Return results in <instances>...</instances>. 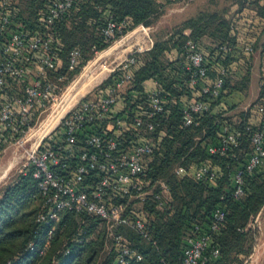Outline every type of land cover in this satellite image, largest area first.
<instances>
[{
    "label": "built area",
    "instance_id": "built-area-1",
    "mask_svg": "<svg viewBox=\"0 0 264 264\" xmlns=\"http://www.w3.org/2000/svg\"><path fill=\"white\" fill-rule=\"evenodd\" d=\"M79 1L46 0L30 27L22 21L21 9L14 0H0V143L24 138L56 101L68 75L57 74L63 64V41L53 27L70 17ZM127 28V20L110 17L99 31L103 40L109 42L123 35ZM183 49V79L195 92L181 106V112L184 125L192 126L227 92V79L234 74L231 61L219 66L218 74L211 77V52L223 60L233 59L237 46L223 42L204 49L188 36ZM253 52L252 43L244 47V62L250 60ZM81 57L79 48L69 52L68 74L77 71ZM138 63V55H131L112 69L111 81L96 97L71 106L30 154L28 165L33 169L42 198L36 222L49 226L43 248L31 242L30 250L44 254L62 214L70 212L79 221L74 239L82 242L89 235L87 218H93L105 225L106 234L112 239L114 264L143 259L141 250L124 230L151 240L145 206L165 210L172 199L166 180L148 178V164L157 145L153 135L169 113L170 103L164 83L157 76L150 89L134 90ZM129 93L135 97L131 104L126 101ZM250 113L251 120L241 128L220 122L219 137L206 146L210 156L229 155L238 161L234 149L245 137L250 141L252 152L230 174L235 199L245 196L246 177L264 167V94ZM218 170L207 159L190 169L178 167L175 173L213 184L219 177ZM227 214V208L219 204L213 210L208 231L195 225L194 232L185 237L178 264H206L210 250L214 257L219 255L218 248L210 249L212 233L221 229Z\"/></svg>",
    "mask_w": 264,
    "mask_h": 264
},
{
    "label": "trees",
    "instance_id": "trees-1",
    "mask_svg": "<svg viewBox=\"0 0 264 264\" xmlns=\"http://www.w3.org/2000/svg\"><path fill=\"white\" fill-rule=\"evenodd\" d=\"M164 8V0H80L72 15L53 27V31L63 41V64L57 69V74H67L69 79L79 70L88 59L83 57L84 46H92L98 51L112 42V40L105 42L99 31L106 23L104 14H110L115 19L127 20V29H129L140 24H149L151 20L165 13ZM69 19L74 20L77 26L69 27L67 24ZM89 22L93 23V27L88 25ZM216 23L220 24L218 31L214 30ZM184 27L193 29L191 37L196 41L198 36L211 29L214 34L216 32L221 34L222 40L219 44L232 42L225 34L227 24L221 13H201L186 21ZM186 39L184 37L180 42L176 41L178 56L171 62L176 66L174 70L167 71L163 59L166 50L171 49V38L156 41L144 57L138 55L134 90L143 91L144 80L155 75L163 81L170 103L169 113L165 115L161 128L153 135L157 145L148 164V178L166 180L171 186L172 199L165 210H158L152 205L145 206L149 216L151 240L142 239L138 234L123 229L137 239L136 241L132 239L134 244L146 243L145 249L139 247L143 259L132 261L130 264H178L185 246V237L194 232L195 225H200L208 231L213 210L219 204L227 208L228 214L221 229L212 233L210 249L218 248L220 253L214 257L210 250L206 264H223L237 245L249 241V232L245 231V226L264 205V167L246 177V192L242 199H235L232 195L230 179L232 169L238 162H244L252 152L247 137L238 148L234 149L238 161L233 160L229 155L210 156L206 149L209 143L219 137L222 122L241 128L251 120L250 111L245 119L238 123L233 121L232 115H223L227 110L216 112V106L227 95L225 92L213 102V109L206 113L197 125H184L181 106L190 101L194 95L192 92L194 90L191 91L183 79L184 58L181 53ZM73 48H79L82 57L77 71L68 74V54ZM216 56L213 52L209 56V74L211 71H216L215 75L210 74L213 78L218 74L219 66L229 65L232 61L230 57L223 60ZM229 80L230 77L227 79L226 90L230 87ZM262 87L264 88V82L261 84ZM134 98L129 93L126 101L131 104ZM8 135L9 133L6 132L5 136ZM7 144L8 141H3L0 147ZM207 159L211 160L212 166L219 168V177L213 184L198 182L189 174L180 177L175 173L178 167L190 169ZM41 202L37 180L33 177L31 167L3 191L0 198V264H98L102 259L105 237L100 236L95 240L91 237L94 234V226L100 222L88 217L89 235L79 242L73 235L79 227V221L77 216L70 212L62 214L50 239V246L44 254L41 255L38 250H30L31 242H34L37 248H43L48 239L49 226L36 222V214ZM240 248L246 249L243 246ZM114 262L115 254L102 264H114Z\"/></svg>",
    "mask_w": 264,
    "mask_h": 264
},
{
    "label": "rangeland",
    "instance_id": "rangeland-1",
    "mask_svg": "<svg viewBox=\"0 0 264 264\" xmlns=\"http://www.w3.org/2000/svg\"><path fill=\"white\" fill-rule=\"evenodd\" d=\"M15 4L21 9V18L27 25L33 27L37 21L38 10L46 0H14ZM164 14L159 18L151 20L149 24H140L136 27L127 29L123 35L115 38L102 50H95L92 46H84L83 57L88 58L79 70L62 84V90L57 93V99L53 105L48 107L38 119L35 126L24 138L13 141L0 147V198L7 186L13 184L20 175L26 173L30 154L36 149L42 138L50 131L55 129L58 121L64 113L73 105L78 104L82 99L96 97L100 89L104 88L112 75V69L121 65L131 55L144 57L148 49L155 45L158 40H168L171 38V30L176 22L197 14L209 12L224 13L231 11L236 5L241 8L246 0H164ZM111 17L104 14V21ZM77 21H75L76 23ZM69 27H76L74 20L67 21ZM90 27L93 23L89 22ZM88 33V32H87ZM88 35V34H87ZM88 37V36H87ZM153 43V44H152ZM65 57V56H64ZM167 71L174 70L175 65H171V49L163 54ZM169 73V72H167ZM264 88H260L256 96L251 98L249 106L246 108H232L234 111L227 115H234L235 123L245 119L246 114L253 105L260 101L264 94ZM243 114V116H242ZM233 119V116H232ZM49 132V133H50ZM248 231L249 241L237 245L228 259L223 264H264V205L261 210L253 215L245 226ZM92 239L105 237V245L102 252V259L98 264H102L113 257L110 251L112 239L106 234L105 225L98 223L94 226ZM129 238L131 234L128 235ZM135 239L134 241H136ZM133 241V240H132ZM143 243V242H142ZM138 247L145 249V244L135 243ZM246 247L241 249L240 247ZM219 262V261H218ZM217 262V263H218Z\"/></svg>",
    "mask_w": 264,
    "mask_h": 264
},
{
    "label": "crops",
    "instance_id": "crops-1",
    "mask_svg": "<svg viewBox=\"0 0 264 264\" xmlns=\"http://www.w3.org/2000/svg\"><path fill=\"white\" fill-rule=\"evenodd\" d=\"M237 6L231 11L227 10L221 13L227 24L225 34L228 35V40L235 43L237 52L232 59L234 74L229 80L230 87L227 90L226 97L216 106V112L227 110V113H231L236 108H246L249 106L251 98L257 95L261 84L264 82V3L246 0L241 8ZM205 14L210 13L206 12ZM194 17L185 18L173 25V29L171 30V62L176 60L178 56L176 48L178 42L176 43V41L179 40L180 42L184 37L192 36L193 29L184 27V23ZM218 28H220V24L216 23L214 30L218 31ZM220 36L221 34H218V32L214 34L210 29L208 32L198 36L197 41L204 49L214 48L222 40ZM249 43H252L254 52L251 54L250 60L244 62L246 59L244 47ZM210 74L215 75L216 71H211ZM155 77L154 75L144 80V87L150 89L153 86ZM243 83L244 85L242 86ZM235 106L238 107L234 108ZM232 116L234 120L236 116Z\"/></svg>",
    "mask_w": 264,
    "mask_h": 264
}]
</instances>
